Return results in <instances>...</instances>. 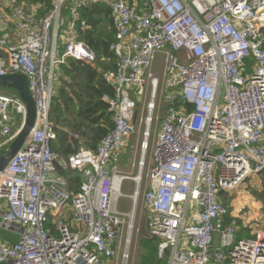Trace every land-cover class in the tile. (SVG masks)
I'll return each mask as SVG.
<instances>
[{
  "label": "built area",
  "instance_id": "1",
  "mask_svg": "<svg viewBox=\"0 0 264 264\" xmlns=\"http://www.w3.org/2000/svg\"><path fill=\"white\" fill-rule=\"evenodd\" d=\"M96 3L115 30L116 66L103 72L114 126L95 148L69 130L81 146L62 155L52 147L56 71L69 57L95 64L79 27L89 28L80 10ZM0 49V75L26 74L38 112L0 175V228L16 235L0 238V264H130L140 197L170 264H264V228L238 238L219 200L264 170V0H53L44 14L0 0ZM26 114L17 91L0 88V155ZM126 147L129 172L120 169ZM63 170L79 171L77 190Z\"/></svg>",
  "mask_w": 264,
  "mask_h": 264
},
{
  "label": "trees",
  "instance_id": "2",
  "mask_svg": "<svg viewBox=\"0 0 264 264\" xmlns=\"http://www.w3.org/2000/svg\"><path fill=\"white\" fill-rule=\"evenodd\" d=\"M25 9L36 7L39 14H44L53 7V0H12ZM44 3V6L42 5ZM81 17L86 19L89 28L79 27L80 38L84 39L96 53L94 65L72 57L59 65L54 81L51 119L56 124L57 140L53 149L62 155L78 151L81 144L69 136V130L78 132L83 137V145L95 148L101 138L113 128L112 112L109 103L104 100L105 94L112 95L113 87L104 78V71L116 66L117 58L110 50L115 41V30L111 20L110 8L103 3H96L80 10ZM21 119L16 127L20 126ZM77 190L81 183V174L74 171L70 176L63 170ZM262 181L261 189H253L254 196L262 202L264 210V170L259 173ZM236 221L241 226L238 237L250 236V229L242 226L238 218L228 215L225 222ZM12 237V235L10 236ZM252 237V235L250 236ZM15 237L11 240H14ZM159 237H144L140 240L144 258L141 264H164L159 258Z\"/></svg>",
  "mask_w": 264,
  "mask_h": 264
},
{
  "label": "rangeland",
  "instance_id": "3",
  "mask_svg": "<svg viewBox=\"0 0 264 264\" xmlns=\"http://www.w3.org/2000/svg\"><path fill=\"white\" fill-rule=\"evenodd\" d=\"M62 16L64 18V23L61 25V28L66 31L69 28L71 19L73 18L70 6L68 4H66L62 9ZM65 31L64 32L63 30L60 31V34H61L60 40H63V39L65 40V37H66ZM59 44L61 45V43ZM62 52H63L62 49L59 50L58 57L61 56ZM0 58L4 59V62L8 61V54L4 50H1V49H0ZM158 58L161 59V56H159ZM155 66L157 67L159 66L158 62H156ZM6 90H10V89L6 88ZM224 93L225 91L223 89L220 95V98H219L220 104L224 102V98H223ZM161 115H163V113H161ZM53 116L54 115H51V118ZM158 124L159 123L157 121H155L153 124L152 137L150 139V146L148 150V162L151 156L152 146H153V142L155 138V129ZM120 159H121L120 169L124 171H128V172L132 171L129 161L124 159L123 153L120 154ZM133 172L135 173V170H133ZM259 179H260L259 175H253L247 180V185L239 189L240 190L239 192L238 190L227 192L224 197L220 196V199H219L221 202H227V203H232L234 200V203L236 204L235 210L239 208L242 211L241 213L246 214V215L241 214L243 215V218H246V225L244 224L243 225L246 226L247 229L251 227L250 230L257 228V227L264 228L263 206H260L261 204L257 202L258 199L253 194V189H259V187H261L260 181H258L259 185H257V183L255 182ZM123 191L125 193H131L133 191V185L130 181H125ZM119 207L124 210H129L130 200L123 197L120 201ZM233 209L234 208L232 207V210ZM148 212H149L148 208L143 203L142 197H140L139 205L137 209V217H136L137 232H136V238H135L134 247H133V258L131 259L130 264H141L144 258L145 252L143 251V248L141 247L140 240L144 237H148V232H147V221H148V215H149ZM249 219H251V222H247V220ZM7 234H9V231L0 228V237L5 238V239H13L14 237H16L15 235H12V237H10ZM170 261H171V257L166 255L163 263L170 264Z\"/></svg>",
  "mask_w": 264,
  "mask_h": 264
},
{
  "label": "water",
  "instance_id": "4",
  "mask_svg": "<svg viewBox=\"0 0 264 264\" xmlns=\"http://www.w3.org/2000/svg\"><path fill=\"white\" fill-rule=\"evenodd\" d=\"M0 88L14 89L26 104L27 114L25 120L20 127L16 137L10 145L0 155V175L5 169L9 160L21 149L30 132L35 127L38 112L36 108V101L32 96L29 85L28 77L24 73L10 72L0 75ZM166 255H169L170 250L165 249Z\"/></svg>",
  "mask_w": 264,
  "mask_h": 264
},
{
  "label": "crops",
  "instance_id": "5",
  "mask_svg": "<svg viewBox=\"0 0 264 264\" xmlns=\"http://www.w3.org/2000/svg\"><path fill=\"white\" fill-rule=\"evenodd\" d=\"M122 153L124 154V159H126L127 161H129V164H130V160H131V153L129 152V149H128V147H126V148H124L123 149V151H122ZM260 176V175H259ZM258 181H260L261 182V187H259V189H261L262 188V181H261V177H260V179L259 180H257V181H255L256 183H257V185H259L258 184ZM247 185V182L243 185V186H246ZM242 186V187H243ZM258 187V186H257ZM240 190H238V192H239ZM258 203H260L261 205L260 206H263V204H262V202L261 201H257ZM235 203H234V200H233V202L232 203H230V216H232L233 218H238V219H240L241 220V222H242V226L243 227H246V226H244V225H246V218H243V215H246L245 213H241L242 211L238 208V209H236L235 210ZM232 207L234 208L233 210H232ZM124 210V209H123ZM241 214H243V215H241ZM233 222H236V221H233ZM244 222V223H243ZM247 222H251V219H249V220H247ZM244 224V225H243ZM239 225V224H238ZM240 226V225H239ZM256 226V225H255ZM240 228H241V226H240ZM251 227H249V229H250ZM253 231H254V229H251L250 230V234L253 236ZM148 232V231H147ZM4 235V234H3ZM7 235H9V236H11V235H15L13 232H11V231H9V234H7ZM250 235V236H251ZM16 236V235H15ZM148 236H149V233H148ZM250 236H248V237H250ZM150 237V236H149ZM242 237H247V236H245V235H242ZM242 237H238V238H242ZM0 238H2V237H0ZM216 238L217 239H219V237L218 236H216Z\"/></svg>",
  "mask_w": 264,
  "mask_h": 264
},
{
  "label": "bare ground",
  "instance_id": "6",
  "mask_svg": "<svg viewBox=\"0 0 264 264\" xmlns=\"http://www.w3.org/2000/svg\"><path fill=\"white\" fill-rule=\"evenodd\" d=\"M132 215L134 214V212L131 213Z\"/></svg>",
  "mask_w": 264,
  "mask_h": 264
}]
</instances>
